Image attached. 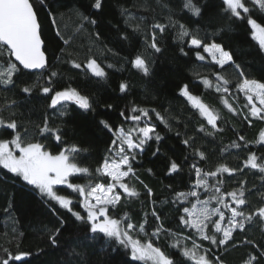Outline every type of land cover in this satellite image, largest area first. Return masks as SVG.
Returning <instances> with one entry per match:
<instances>
[{"label": "trees", "instance_id": "1", "mask_svg": "<svg viewBox=\"0 0 264 264\" xmlns=\"http://www.w3.org/2000/svg\"><path fill=\"white\" fill-rule=\"evenodd\" d=\"M31 2L41 25L47 66L41 71L14 74L12 85L0 84V118L15 120L19 131L27 128L29 136H34L38 134L37 125H42L47 116L51 127L61 129L63 143L57 144L51 136L38 137L40 142L54 154L68 145L81 148L76 162L89 168L93 176L81 174L73 182L84 185L90 179L93 183H103L106 179L96 176L95 169L102 163L114 136L100 121H107L114 129L127 130L133 123L120 113L128 115L133 106L148 109L149 123L155 126L162 140L148 141L145 150L131 161L134 174L126 177L125 182L138 195L129 197L117 189L122 193L121 200L115 207L108 206L109 215L120 220L126 218L136 225L133 237L141 242L151 240L175 264H193L181 255L179 246L171 247L177 241L188 248L194 242L200 244L201 254L210 249L207 253L210 258H219L224 264H244L251 255L260 257L264 264V256H260L264 250V221L258 216L246 222L243 231L235 230L227 245L215 246L200 240L193 229L180 223L183 208H190L194 197L184 202L175 200L177 192H189L194 187L197 178L191 169L193 163L205 171H215L219 164H225L242 171L209 177L210 187H220L226 194L241 189L243 181L247 203L239 210L249 214L264 204V173L244 166L249 153H255L258 162L264 161V143L259 142L264 120L251 115V104L236 87L245 78L264 83V52L252 39L247 19L225 13L222 0H192L201 9L199 16L184 8V0H102L100 9L93 8L94 0H46L45 5L40 0ZM248 6L252 18L264 26V11L250 3ZM92 20L96 23H91ZM157 23L165 25L166 30L154 29ZM180 24L204 43L221 44L232 54L234 62L221 67L203 48L191 47L187 42L191 37L181 40ZM153 33L160 52L150 47ZM197 51L205 57L203 60L197 58ZM138 54L148 64V75L133 66ZM90 59L102 66L104 77H96L85 68ZM74 63L81 67H73ZM236 65L240 66L239 70ZM53 71L58 73L53 78L57 90L70 85L90 98L92 109L85 111L69 104L67 114L60 116L48 107L50 97L39 86L31 93L21 90L34 83L46 84ZM239 71H243V77ZM215 74L229 81L228 92L216 91L219 81ZM204 78L212 81L213 86L206 87ZM122 82L127 85L124 92L120 91ZM185 86L218 116L216 129L181 94ZM224 100L232 110L225 106ZM157 112L167 126L156 118ZM201 126L204 131H200ZM12 135V130L0 127V139H11ZM240 136L244 137L243 141ZM189 138L190 147L183 143ZM233 141L241 147H230ZM157 147L159 153L153 155ZM223 148L227 150L222 152ZM196 149L205 153L204 160L194 155ZM173 160L181 169L170 173L169 164ZM218 180L222 183L218 184ZM55 187L58 194L72 199L74 211L86 217L78 193H72L66 186ZM141 223L144 232L139 231ZM159 226L164 231L158 237L153 236ZM57 228L60 229L58 243L53 245L49 234ZM88 235L86 223L76 220L55 201L42 197L37 189L14 174L0 169V258L5 257L7 250L13 256L28 253L21 261L10 260L9 264H142L131 260L128 250L115 242L86 241Z\"/></svg>", "mask_w": 264, "mask_h": 264}, {"label": "snow or ice", "instance_id": "2", "mask_svg": "<svg viewBox=\"0 0 264 264\" xmlns=\"http://www.w3.org/2000/svg\"><path fill=\"white\" fill-rule=\"evenodd\" d=\"M222 2L225 13H230V16L236 19H247L252 39L257 42L259 49L264 52V26L252 18L251 8L248 6L250 3L253 7L264 11V0H222ZM40 4L45 5L46 0H40ZM92 6L95 9H100L102 0H94ZM183 6L193 16L201 14L200 7L196 6L192 0H184ZM83 19L87 20L88 17H83ZM90 22L96 23L95 20ZM153 28L159 29L160 32L166 30V26L159 23L154 24ZM179 29L178 36L181 40L184 37H191L187 41L189 45L196 49L203 48V51L208 53L217 65L224 67L229 62H234L232 54L226 51L221 44L214 41L204 43L198 35H192L183 24L179 25ZM42 46L41 25L31 0H0V61H3L0 63V84L5 86L14 84V74L23 73L25 70L31 72L32 70L46 69L47 60ZM150 47L156 52L161 51L156 43L155 33H153ZM181 52H183V48ZM196 56L200 60L205 58L199 51H197ZM11 58H14L15 62ZM132 63L145 75L149 74L148 64L141 55L138 54ZM73 67L80 68L81 65L74 63ZM86 68L96 77L102 78L105 76L104 70L95 60H88ZM236 68L239 70L240 66L236 65ZM57 75L58 73L53 71L50 73L46 84L38 85V83H34L32 86H24L21 90L24 93H31L34 87L39 86L42 93L50 97L48 107L57 111L60 116L67 114L69 104L76 105L79 109L85 111L91 110L90 98L82 95L77 89L70 85L60 90L54 87L53 78ZM239 75L243 77V71H239ZM215 76L216 80L219 81L215 85L216 91L228 92L227 85L229 81L220 74H215ZM203 83L206 87L213 86L212 81L207 78L203 79ZM236 87L245 94L249 104H251V115L264 119V116L261 115L264 113V83L245 78ZM126 88L127 85L122 82L120 91L124 92ZM181 94L188 99L193 107L199 110L208 125H211L213 129L217 128L218 116L209 106L205 105L198 97L191 95L187 86L181 89ZM253 97L259 102V107L253 102ZM223 102L225 106L229 107V110H232L226 100ZM108 107L111 108L112 105H108ZM151 111L155 112V109ZM120 115L126 121H132L133 126L127 130L123 127L114 129L107 121H100L104 128L114 136L102 163L95 169L96 176L106 178L103 183H93L91 179L84 185L73 182V178L78 175L91 177L93 173L89 168L82 167L76 162V157L83 151L77 145L65 146L54 154L47 150L46 145L40 142L38 137L51 136L57 144L63 143L61 129L51 127L47 116H45L42 125H37L38 134L34 136H29L27 128L23 132L19 131V126L15 120L6 121L0 118V127L10 129L13 133L11 139H0V169L14 174L26 182L27 185L37 189L42 197L55 201L61 208L67 209L76 220L86 223L89 232V235L85 237L86 241L96 242L102 239L105 244L115 242L128 250L131 260L142 262V264H175V261L161 248L156 247L151 240L141 242L135 239L132 233L136 230V225L126 218L120 220L109 215L108 206L115 207L121 200L122 193L117 189H122L123 194L129 197L138 195L135 189L125 182L126 177L134 174L131 161L136 159L138 153L145 150L148 141L155 139L159 142L162 140L155 126L149 123L148 109L133 106L128 115H125L124 112H121ZM142 118L145 119H143V126H140ZM156 118L167 126L164 117L160 113H156ZM204 130V127L201 126L200 131ZM239 139L243 141L244 137L240 136ZM259 142L264 143V131L259 134ZM183 143L190 147V138L184 140ZM230 147L240 148L241 145L233 141ZM245 147H247V144H245ZM226 150L227 148L221 149L222 152ZM158 153L159 147L156 148L153 155ZM194 155L201 160L206 158L205 153L199 149L194 150ZM244 166L264 173V161L258 162L255 153H249L244 161ZM180 169L181 166L176 161L170 162L168 169L170 173L178 172ZM191 169L194 170L197 178L193 190L177 192L175 200L184 202L189 197L196 198V201L191 204V208H183L184 215L180 217V223L185 228L193 229L194 234L200 240H206L210 245L224 246L233 238V232L237 229L243 231L245 223L252 221L254 216H258L264 221V204L249 214L239 210L241 206L247 203L244 198L243 181L241 182V189L226 194L221 191L220 187H210L208 183L209 177H217L223 173L232 175L236 171H242V169H234L225 164H219L215 171H205L195 163L191 165ZM217 183H222V181L218 180ZM55 186H66L72 193H78L81 198L80 206L85 210L86 217L81 215L80 212L74 211L72 199L67 195L58 194L59 189ZM198 188L213 191V195L207 200H200L199 194L195 190ZM148 195H151L150 189ZM225 195L231 198V203L226 201ZM262 199H264V196H262ZM212 200L216 201L217 206L210 208L209 203ZM233 204L234 207L231 206ZM225 211L230 212L231 215L226 217ZM152 214L156 216L155 212ZM213 217L218 218L213 220ZM156 219L159 220V216H156ZM63 224L64 221L61 220V227H63ZM138 228L140 232H144V223H141ZM162 231L164 229L159 226L152 235L158 237ZM59 232L60 229L57 228L49 234V240L53 245L58 243ZM217 234H219V237ZM178 246L181 255L192 261L193 264H224L223 260L219 258L215 260L210 258L207 254L210 249L205 250V254H201L199 251L201 245L195 242L191 248L180 246L179 241L171 245L173 248ZM5 253V257L0 258V264H9L10 260L21 261L24 256L28 255V253L20 252L13 256L7 253V250H5ZM260 256H264V250L261 251ZM254 262L255 264H261L260 257L251 255L244 261V264H254Z\"/></svg>", "mask_w": 264, "mask_h": 264}, {"label": "rangeland", "instance_id": "3", "mask_svg": "<svg viewBox=\"0 0 264 264\" xmlns=\"http://www.w3.org/2000/svg\"><path fill=\"white\" fill-rule=\"evenodd\" d=\"M207 55H208V57L212 60V58H211V56L208 54V53H206ZM213 61V60H212ZM98 64V63H97ZM86 65H87V63H85V68H86ZM99 65V64H98ZM101 68H102V66L101 65H99ZM87 69V68H86ZM103 69V68H102ZM104 70V69H103ZM90 72V71H89ZM91 73V72H90ZM92 74V73H91ZM253 102L254 103H256L257 104V106L259 107V102L255 99V97H253ZM262 116H264V113H262L261 114ZM258 118H260V117H258ZM264 120V119H263ZM264 131V130H263ZM193 190V189H192ZM197 192H198V194H199V199L200 200H207L209 197H211L212 195H213V191H206L204 188H198V189H195ZM194 201H193V203L196 201V198L194 197ZM225 199H226V201L227 202H229V203H231V198L230 197H227L226 195H225ZM217 206V204H216V201L215 200H212V201H210V203H209V207L211 208V207H216ZM231 206H235L234 204L233 205H231ZM191 208V207H190ZM225 215H226V217L227 216H230L231 215V213L230 212H227V211H225ZM218 217H213V220H215V219H217Z\"/></svg>", "mask_w": 264, "mask_h": 264}, {"label": "water", "instance_id": "4", "mask_svg": "<svg viewBox=\"0 0 264 264\" xmlns=\"http://www.w3.org/2000/svg\"><path fill=\"white\" fill-rule=\"evenodd\" d=\"M42 50H43V46H42ZM13 60H14V58H13ZM26 71H28V70H26ZM33 71H41V70H32L31 72H33Z\"/></svg>", "mask_w": 264, "mask_h": 264}]
</instances>
